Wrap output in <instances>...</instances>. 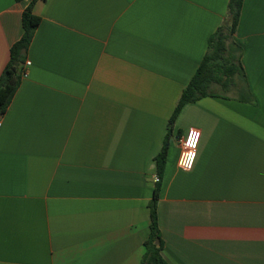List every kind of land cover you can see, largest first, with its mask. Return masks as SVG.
<instances>
[{"label":"crops","instance_id":"1","mask_svg":"<svg viewBox=\"0 0 264 264\" xmlns=\"http://www.w3.org/2000/svg\"><path fill=\"white\" fill-rule=\"evenodd\" d=\"M31 0H0V75ZM229 0H38L0 120V264H141L156 157ZM245 82L187 105L158 203L168 264H264V0L234 35ZM202 133L191 171L181 139Z\"/></svg>","mask_w":264,"mask_h":264},{"label":"trees","instance_id":"2","mask_svg":"<svg viewBox=\"0 0 264 264\" xmlns=\"http://www.w3.org/2000/svg\"><path fill=\"white\" fill-rule=\"evenodd\" d=\"M23 1V0H17ZM38 0H31L22 15L23 34L10 49V60L0 75V120L6 114L14 96L22 82L27 53L35 32L41 23V18L34 13ZM244 0H229L228 18L208 40L207 52L197 71L185 87L169 120V131L163 147L157 155L156 167L158 180L154 194L149 203L150 229L144 241L145 253L141 264H168L162 255L164 240L160 231L158 203L163 187V177L166 169L170 147L171 129L183 109L207 96H217L214 85L224 91L239 87L245 82V70L241 62L242 47L234 41V35L239 25Z\"/></svg>","mask_w":264,"mask_h":264},{"label":"built area","instance_id":"3","mask_svg":"<svg viewBox=\"0 0 264 264\" xmlns=\"http://www.w3.org/2000/svg\"><path fill=\"white\" fill-rule=\"evenodd\" d=\"M31 62L26 61L25 67L30 66ZM27 76V70L24 68L23 78ZM202 133L199 129H190L181 139L182 154L179 165L185 171H191L197 159L198 149ZM158 180V179H157Z\"/></svg>","mask_w":264,"mask_h":264}]
</instances>
